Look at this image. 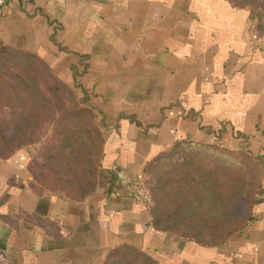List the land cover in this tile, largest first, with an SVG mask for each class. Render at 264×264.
<instances>
[{
  "label": "crops",
  "instance_id": "crops-1",
  "mask_svg": "<svg viewBox=\"0 0 264 264\" xmlns=\"http://www.w3.org/2000/svg\"><path fill=\"white\" fill-rule=\"evenodd\" d=\"M253 25L226 0H7L0 41L46 64L108 130L83 200L42 194L18 160H0L10 264H106L122 247L157 264H264V178L251 220L219 247L156 229L134 198L151 162L186 140L245 149L264 166V50Z\"/></svg>",
  "mask_w": 264,
  "mask_h": 264
},
{
  "label": "rangeland",
  "instance_id": "rangeland-1",
  "mask_svg": "<svg viewBox=\"0 0 264 264\" xmlns=\"http://www.w3.org/2000/svg\"><path fill=\"white\" fill-rule=\"evenodd\" d=\"M226 1L252 13L253 37L264 50V0ZM79 95L36 56L0 41V160H18L36 191L77 201L96 186L108 136ZM263 167L245 149L204 142L174 146L143 177L154 227L206 247L223 246L251 220ZM106 264L152 259L122 247Z\"/></svg>",
  "mask_w": 264,
  "mask_h": 264
},
{
  "label": "built area",
  "instance_id": "built-area-1",
  "mask_svg": "<svg viewBox=\"0 0 264 264\" xmlns=\"http://www.w3.org/2000/svg\"><path fill=\"white\" fill-rule=\"evenodd\" d=\"M7 4V0H0V7H3ZM144 176L138 177L135 183V192L134 198L140 202H148V190L146 188ZM0 264H10L6 252L0 248Z\"/></svg>",
  "mask_w": 264,
  "mask_h": 264
},
{
  "label": "trees",
  "instance_id": "trees-1",
  "mask_svg": "<svg viewBox=\"0 0 264 264\" xmlns=\"http://www.w3.org/2000/svg\"><path fill=\"white\" fill-rule=\"evenodd\" d=\"M184 143L195 144V142H191V141L186 140V141H183V142H178V143H176L175 146L180 145V144H184ZM246 152L249 153L254 159H257V157H256L255 155H253V153H251L250 151H247V150H246ZM156 160H157V159H156ZM153 162H155V160L152 161L150 165H152ZM249 221H250V220H249ZM145 256H147L148 258H150L148 255H145ZM150 259H152V258H150ZM152 264H157V262L154 261V260L152 259Z\"/></svg>",
  "mask_w": 264,
  "mask_h": 264
}]
</instances>
